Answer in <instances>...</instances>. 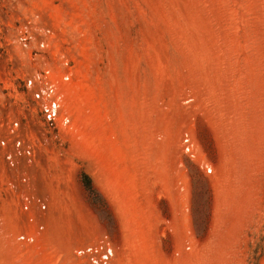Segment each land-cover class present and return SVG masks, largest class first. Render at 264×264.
Returning <instances> with one entry per match:
<instances>
[{
  "label": "rangeland",
  "instance_id": "rangeland-1",
  "mask_svg": "<svg viewBox=\"0 0 264 264\" xmlns=\"http://www.w3.org/2000/svg\"><path fill=\"white\" fill-rule=\"evenodd\" d=\"M0 264H264V0H0Z\"/></svg>",
  "mask_w": 264,
  "mask_h": 264
}]
</instances>
